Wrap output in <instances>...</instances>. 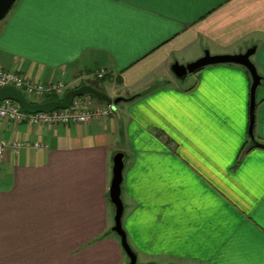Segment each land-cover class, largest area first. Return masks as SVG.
<instances>
[{"label": "crops", "instance_id": "crops-1", "mask_svg": "<svg viewBox=\"0 0 264 264\" xmlns=\"http://www.w3.org/2000/svg\"><path fill=\"white\" fill-rule=\"evenodd\" d=\"M252 47L263 78L254 136L264 145V0H18L0 23L1 68L134 99L90 124L0 118V142L47 145L0 160V264H128L110 233L118 152L123 226L140 264H264L251 76L219 64L181 81L171 69Z\"/></svg>", "mask_w": 264, "mask_h": 264}, {"label": "water", "instance_id": "water-1", "mask_svg": "<svg viewBox=\"0 0 264 264\" xmlns=\"http://www.w3.org/2000/svg\"><path fill=\"white\" fill-rule=\"evenodd\" d=\"M18 0H0V22L3 21L8 14L13 9L14 5ZM256 52V47L248 49L245 53H240L236 55H211L209 51H206L204 56L200 59L188 63L186 65H181L179 62H175L171 69L175 77L181 81H185L188 76L194 75L201 69L219 64H235L244 67L250 74L252 79L251 92H250V125H249V137L251 142L257 146L262 147L263 144L259 143L254 136V127L256 121V93L257 89L262 83V76L259 74L256 65L252 61V56ZM93 96L98 101H101L107 105L113 107L117 112V106L121 102L131 101L134 98L126 99L123 97H118L113 99L106 93L98 90L97 88L90 85H83L76 89H71L67 91L63 100H51L42 103H33L27 99V97L14 86H4L0 87V101L11 100L17 102L21 108L29 113H51L56 110L68 109L73 100L79 96ZM113 176L110 187V201L115 208L114 226L112 227L110 233H115L119 236L121 241V246L126 253L129 263L128 264H140L138 261V255L133 250L129 243L127 232L123 226V216L125 213V204L123 201V182H124V170L126 167V155L123 152H118L115 154L113 159Z\"/></svg>", "mask_w": 264, "mask_h": 264}, {"label": "built area", "instance_id": "built-area-1", "mask_svg": "<svg viewBox=\"0 0 264 264\" xmlns=\"http://www.w3.org/2000/svg\"><path fill=\"white\" fill-rule=\"evenodd\" d=\"M105 75V71H100L97 73V78L103 79ZM8 85L16 87L25 96L28 95L35 98L41 103L49 95H56L63 99L68 90L63 80L49 84L38 83L15 70H4L0 67V87ZM115 114L116 111L112 106L98 102L89 95L76 97L68 109H60L51 113L29 114L17 102L11 100L0 101V118L7 119L15 124L27 122L33 126L56 127L90 124ZM43 148L46 149L47 145L26 141H3L0 142V160L7 151H12L15 155H19L23 150Z\"/></svg>", "mask_w": 264, "mask_h": 264}, {"label": "trees", "instance_id": "trees-1", "mask_svg": "<svg viewBox=\"0 0 264 264\" xmlns=\"http://www.w3.org/2000/svg\"><path fill=\"white\" fill-rule=\"evenodd\" d=\"M93 97V96H92ZM95 100H97L95 97H93ZM51 100H63L62 98H60V97H58V96H56V95H49L45 100H44V102L45 101H51ZM98 101V100H97ZM98 102H101V101H98ZM33 103H37V102H33ZM101 103H103V102H101ZM255 147H257V146H255L254 144H253V148H255ZM263 148H264V145L262 146Z\"/></svg>", "mask_w": 264, "mask_h": 264}, {"label": "rangeland", "instance_id": "rangeland-1", "mask_svg": "<svg viewBox=\"0 0 264 264\" xmlns=\"http://www.w3.org/2000/svg\"><path fill=\"white\" fill-rule=\"evenodd\" d=\"M26 97H27L28 100L33 101V99L30 96L26 95Z\"/></svg>", "mask_w": 264, "mask_h": 264}]
</instances>
